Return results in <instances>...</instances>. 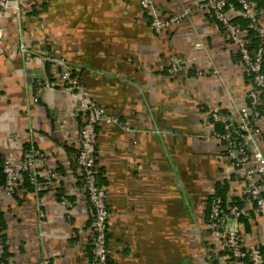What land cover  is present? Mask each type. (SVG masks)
<instances>
[{"label":"crops","instance_id":"1","mask_svg":"<svg viewBox=\"0 0 264 264\" xmlns=\"http://www.w3.org/2000/svg\"><path fill=\"white\" fill-rule=\"evenodd\" d=\"M252 1L264 28V0ZM153 2L163 17L187 14L155 33L140 0H22L0 10V161L18 160L34 144L56 173L55 187L38 198L18 164L16 193L0 183L6 260L84 264L92 253V210L75 161L82 117L59 85L36 91L38 81L60 82L41 60L45 52L70 62L118 120L98 124L94 136L110 264H220V235L208 229L206 211L216 185L247 209L243 241L264 255V203L256 213L244 199L210 117L214 109L235 117L246 102L250 80L237 46L198 0ZM170 57L181 61L174 73ZM260 127L264 154V121Z\"/></svg>","mask_w":264,"mask_h":264},{"label":"built area","instance_id":"2","mask_svg":"<svg viewBox=\"0 0 264 264\" xmlns=\"http://www.w3.org/2000/svg\"><path fill=\"white\" fill-rule=\"evenodd\" d=\"M21 1L0 0V10L9 7L18 9ZM198 1L200 7L208 11L221 25L229 42L237 46L238 58L249 75L247 99L236 108L235 117L219 109L212 110L210 117L214 123L221 124V131H215V135L225 143L230 166L241 179L244 199L251 203L253 211L257 213L263 209L264 203V188L261 184L264 181V154L256 139V135L261 131L260 122L264 121V28L259 23V13L252 0ZM140 3L155 33L162 32L171 21L179 20L187 14V11H184L167 18L160 14L153 0H140ZM236 16L244 18L246 25L241 26L234 21ZM3 30L4 28L0 26V33ZM250 31H253L254 36L258 38L254 46L251 38L248 37ZM40 58L58 70L57 78L62 85L61 89L73 99V105L82 117L77 129L78 150L75 161L81 171L84 192L92 210L89 227L92 234V256L84 264H110L107 242L109 217L107 190L99 181L100 170L97 166L94 136L98 124L116 123L118 120L115 116L109 115L106 108L89 95L86 86L74 74L73 67L64 57L45 52ZM180 63L178 58L170 57L167 71L169 73L178 71ZM196 72L202 73L201 70ZM45 86L56 88L57 83L54 80L37 82L36 91ZM37 95L36 93L33 97L34 102L38 101ZM47 160L46 154L34 144H29L20 159H4L3 188L6 194L14 195L18 190L20 174L16 164L26 172L28 182L33 185L30 192L37 198L40 191L54 186L56 173L48 165ZM39 178L45 180L47 185L45 186ZM66 202L67 198L62 197L61 203L65 205ZM39 214L43 215L42 209H39ZM247 216L248 211L245 207L238 205L224 207L220 196L212 198L208 229L220 235L221 249L224 251L220 264H233V260H239L241 264H264L261 247L255 243L245 244L243 241L239 222ZM4 254L5 245L0 232V264H51L44 260L25 262L6 260Z\"/></svg>","mask_w":264,"mask_h":264},{"label":"trees","instance_id":"3","mask_svg":"<svg viewBox=\"0 0 264 264\" xmlns=\"http://www.w3.org/2000/svg\"><path fill=\"white\" fill-rule=\"evenodd\" d=\"M234 21H236V22H238L239 24H241V26H245V25H246V20H245L244 18L240 17V16H236V17L234 18ZM219 26L221 27L220 24H219ZM248 37L251 38L252 45H253V46L256 45V43H257V41H258V38H257L256 36H254V32H253V31H250V32H249ZM263 45H264V42H263ZM263 57H264V56H263ZM69 64L72 66V64H71L70 62H69ZM72 67H73V66H72ZM73 72H74V74L77 75V73H76V69H75L74 67H73ZM77 76H78V75H77ZM211 120H212V119H211ZM215 125L218 126L217 129H216V131H221V129H222L221 124H219V123H215ZM28 147H29V144L26 145L25 150H27ZM0 162H1V163H0V170H1V172H2V174H1V176H0V177H1V179H0V183H1L2 186H4V182H5V174L3 173V162H4V159H2ZM22 175H23V177H24L25 180H26V185H27L28 190H29V191L32 190V189H33V185H31V184L28 182V178H27L26 172H23ZM39 179H41V178H39ZM41 181L43 182V184H44L45 186L47 185V183H46L45 180L43 181V180L41 179ZM216 186H217V187H216V189H215V192H214L213 194L209 195V197L207 198V201H206V211H207V214H209L210 204H211L212 198H213L214 196H220V197L222 198V200H223V206H224V207H225V206H230V205H238V206H242V205L236 203V202L234 201V199H233L232 201H226V194L223 193V190H222V188L219 187V185H216ZM54 187H55V186H52V187H50V188H54ZM46 188H47V189H43L42 191H40V192H39V195H41L42 192H43L44 190H48V189H50V188H48V187H46ZM58 198H59V196H58ZM59 201H61V197L59 198ZM0 232H1V229H0ZM1 234H2V233H1ZM2 237H3V235H2ZM107 238H108V231H107ZM3 241H4V237H3ZM91 256H92V253H91ZM4 257H5V254H4ZM109 263H110V262H109Z\"/></svg>","mask_w":264,"mask_h":264},{"label":"rangeland","instance_id":"4","mask_svg":"<svg viewBox=\"0 0 264 264\" xmlns=\"http://www.w3.org/2000/svg\"><path fill=\"white\" fill-rule=\"evenodd\" d=\"M54 70V72H56L57 73V76H58V70L57 69H53ZM47 81H50V80H47ZM55 81V80H54ZM38 82H40V83H44V82H46V81H44V82H41V81H38ZM56 83H57V86L59 85V87L61 88L62 87V85L60 84V82L58 83L57 81H55ZM46 87V86H45ZM48 88H51V87H48ZM62 90V89H61ZM39 92V91H38ZM45 153V152H44ZM46 154V153H45ZM47 156V155H46ZM47 159H48V156H47Z\"/></svg>","mask_w":264,"mask_h":264}]
</instances>
